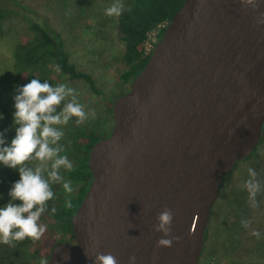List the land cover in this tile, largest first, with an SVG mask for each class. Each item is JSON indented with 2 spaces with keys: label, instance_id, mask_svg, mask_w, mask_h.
Returning <instances> with one entry per match:
<instances>
[{
  "label": "water",
  "instance_id": "1",
  "mask_svg": "<svg viewBox=\"0 0 264 264\" xmlns=\"http://www.w3.org/2000/svg\"><path fill=\"white\" fill-rule=\"evenodd\" d=\"M241 0H183L111 106L108 135L88 152L91 180L71 216L74 243L48 264H199L223 176L249 156L264 124V12ZM172 210L171 247L157 215Z\"/></svg>",
  "mask_w": 264,
  "mask_h": 264
},
{
  "label": "rangeland",
  "instance_id": "2",
  "mask_svg": "<svg viewBox=\"0 0 264 264\" xmlns=\"http://www.w3.org/2000/svg\"><path fill=\"white\" fill-rule=\"evenodd\" d=\"M114 2L0 0L3 28L0 37V113L3 114L0 131L9 129L5 133L6 144L15 135V127L12 125L15 111L13 97L18 87L14 84L13 53L18 43L31 38L33 24H38L52 36L64 41L69 62L78 71L89 74L98 90H92L84 79H70L55 66L52 67L51 75L56 82L74 88L78 93V102L85 106L89 114L88 119L81 124H77V118L73 117L72 124L97 127L100 135L109 134L113 124L109 107L116 96L128 88V84H123L119 79L124 70L121 61L124 46L117 25L118 17L105 14V9ZM121 2L125 4V0ZM70 99L66 98L61 107ZM57 127L65 132L64 125ZM32 163L36 166L39 162ZM249 168L255 169L261 183V191L256 196L257 207L251 206L248 191L243 186L249 179ZM10 170V167L0 164V207L11 199L8 195ZM64 179L69 180L66 176ZM71 183L74 189L71 194L64 191L61 183L64 198L70 197L78 188V183ZM245 220L249 221L247 228L242 224ZM206 228L207 236L199 258L200 264H264V142L251 156L240 160L231 172L223 176ZM254 230L259 232V237L252 235ZM29 248L32 252L33 247Z\"/></svg>",
  "mask_w": 264,
  "mask_h": 264
},
{
  "label": "clouds",
  "instance_id": "3",
  "mask_svg": "<svg viewBox=\"0 0 264 264\" xmlns=\"http://www.w3.org/2000/svg\"><path fill=\"white\" fill-rule=\"evenodd\" d=\"M241 2L246 8H258L257 0ZM124 7L121 0H115L105 9V14L118 17ZM257 23L264 24V12L259 14ZM16 91L17 94L13 97L15 111L12 121L15 135L10 143L5 142V133L9 129L0 131V164L18 170L20 176L9 190L11 199L0 207V243L4 244L26 238L39 240L43 236L47 226L39 224L38 221L48 209V201L54 198L51 185L62 183L66 193L71 194L74 191L71 181L65 180L61 175L62 168L72 171L74 165L66 155H60L64 149L58 142L64 132L57 126L67 125L73 117L77 118V124H81L89 115L85 106L78 102L76 90L64 83L54 87L47 81L41 82L34 78ZM68 97L71 99L58 110ZM0 119H3L2 113ZM33 161H38V165L33 166ZM248 174L249 179L243 186L248 191L251 206L257 207L256 196L261 191V183L255 169L249 168ZM16 200L20 203L12 202ZM65 207H72L71 198L65 201ZM51 211L55 213L56 208L53 207ZM173 217L172 210L167 207L157 215L158 223L154 225V229L163 233L157 241V247H171L173 241L180 239L172 235ZM242 224L247 228L249 221H242ZM252 235L259 237V232L254 230ZM135 259L134 255L130 256L129 264H134ZM41 264H48V261L41 260ZM93 264H118V261L112 253L97 252Z\"/></svg>",
  "mask_w": 264,
  "mask_h": 264
},
{
  "label": "trees",
  "instance_id": "4",
  "mask_svg": "<svg viewBox=\"0 0 264 264\" xmlns=\"http://www.w3.org/2000/svg\"><path fill=\"white\" fill-rule=\"evenodd\" d=\"M182 2L183 0H125V7L122 14L118 16L117 25L124 46L121 56L124 70L119 75V79L123 84H128L127 90L131 80L144 66L150 54V52L144 53L142 48L147 34L160 24L168 23ZM31 29L33 30L31 38L26 42L18 43L13 53V71L16 79L14 84L16 87H20L34 78L41 80V82L47 81L55 87L58 83L51 75L52 67L55 66L60 73L68 78L84 79L92 90L98 91L91 76L78 71L69 62V53L62 39L52 36L38 24H33ZM163 30L164 28L160 29L158 37L161 36ZM2 32V17L0 15V37ZM60 109H62L61 105L58 110ZM109 112L111 115V107H109ZM72 122L73 119L64 125V137L58 144L64 149L60 155H66L74 165L72 171L62 168L60 170L61 175L78 183L76 192L70 197L64 198L61 193V183L51 185L54 198L48 201V209L38 221L39 224L47 226L45 233L39 240L26 238L22 241H12L11 244L0 243V264H41V260H47L51 248L56 243H74L71 216L91 180L87 163L88 152L95 142L106 135H100L97 127L78 126ZM262 142H264V124L261 130V139L249 156ZM19 178L18 170L11 168L8 176L9 187L11 188L13 182ZM69 198L72 201L71 208L65 207V201ZM14 203L18 204L20 201L16 200ZM53 207L56 208L55 213L51 211ZM206 236L207 228L204 240ZM30 246L33 247L32 252L29 250Z\"/></svg>",
  "mask_w": 264,
  "mask_h": 264
},
{
  "label": "built area",
  "instance_id": "5",
  "mask_svg": "<svg viewBox=\"0 0 264 264\" xmlns=\"http://www.w3.org/2000/svg\"><path fill=\"white\" fill-rule=\"evenodd\" d=\"M166 25H167V23H162L157 28L153 29L152 31H150L147 34V37L143 41V44H142V48H143L144 53H148V52L151 53V51L153 50L156 42L159 39L158 33H159L160 29L161 28H165Z\"/></svg>",
  "mask_w": 264,
  "mask_h": 264
},
{
  "label": "flooded vegetation",
  "instance_id": "6",
  "mask_svg": "<svg viewBox=\"0 0 264 264\" xmlns=\"http://www.w3.org/2000/svg\"><path fill=\"white\" fill-rule=\"evenodd\" d=\"M205 232H206V230H205ZM205 241V240H204Z\"/></svg>",
  "mask_w": 264,
  "mask_h": 264
}]
</instances>
